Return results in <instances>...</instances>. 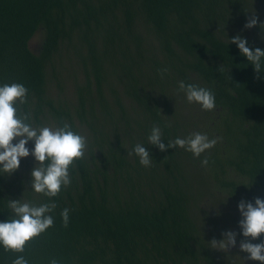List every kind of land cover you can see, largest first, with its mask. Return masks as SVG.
<instances>
[{
    "label": "trees",
    "instance_id": "1",
    "mask_svg": "<svg viewBox=\"0 0 264 264\" xmlns=\"http://www.w3.org/2000/svg\"><path fill=\"white\" fill-rule=\"evenodd\" d=\"M251 9L258 23L246 29ZM261 24L264 0H0V82L28 88L21 113L34 125L65 121L88 138L55 198L54 227L25 248L30 264H258L244 259L239 235L227 252L209 245L239 233L241 199L264 198V74L227 47L240 34L264 49ZM180 80L212 88L216 109L188 104ZM153 124L165 143L218 138L209 165L147 145L154 159L142 167L128 153ZM33 165L30 155L0 176V220L4 200L45 201L30 192ZM221 191L233 195L209 205ZM16 255L0 250V264Z\"/></svg>",
    "mask_w": 264,
    "mask_h": 264
},
{
    "label": "clouds",
    "instance_id": "2",
    "mask_svg": "<svg viewBox=\"0 0 264 264\" xmlns=\"http://www.w3.org/2000/svg\"><path fill=\"white\" fill-rule=\"evenodd\" d=\"M249 12L251 17L244 25L246 29H252L258 23L256 13L252 9ZM260 26L264 30V24ZM229 44L236 46L239 55L246 58L257 74H264V49L250 47L247 38L240 34L232 36L231 39L227 37V47ZM158 71L163 75L168 70L164 68ZM28 91L20 82H0V176L14 174L18 171L21 160L31 155L34 165L29 173L30 192L42 194L46 198L40 203L25 199L24 195L18 200H4V206L10 215L0 220V250L18 254L11 264H30L29 259L23 255L25 248L28 243L54 227L58 207L55 198L71 185L70 170L76 161L85 156L88 147L87 136L79 130H74L68 122L34 125L30 113L22 114L21 106L28 102ZM177 91L183 93L188 104L199 105L202 111L211 112L216 109V94L210 87L180 80L177 82ZM30 142L31 148L28 147ZM217 142L218 138H211L204 132H193L165 143L161 126L153 124L146 137V143H136L128 155H134L142 167L149 168L154 158L147 145L161 152L179 148L191 153L194 158L200 159L203 156L200 163L206 167L209 165L206 153H209ZM232 195H225L221 191L214 202L208 203L215 206ZM237 210L240 215L239 233L227 230L221 234L220 240L213 238L209 246L227 252L237 246L239 235L243 238L239 242V251L247 254L244 259L264 264V239L259 243L252 242L264 235V198L241 199ZM59 216L62 225L67 228L70 223V209L63 208ZM241 261L244 264V260ZM47 264H61V261L49 257Z\"/></svg>",
    "mask_w": 264,
    "mask_h": 264
}]
</instances>
